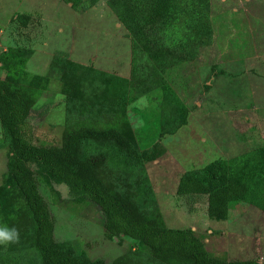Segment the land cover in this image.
Segmentation results:
<instances>
[{
    "label": "rangeland",
    "instance_id": "rangeland-1",
    "mask_svg": "<svg viewBox=\"0 0 264 264\" xmlns=\"http://www.w3.org/2000/svg\"><path fill=\"white\" fill-rule=\"evenodd\" d=\"M0 77L28 111L31 143L60 146L81 127L118 129L144 157L107 140L86 139L77 151L110 193L161 227L190 228L211 256L264 264V0H0ZM11 160L0 122V225L20 231L19 243L0 245V264H45ZM215 161L217 177L247 185L225 219L209 216L208 195L176 194L182 174L208 181ZM32 172L62 251L179 264L108 235L96 204Z\"/></svg>",
    "mask_w": 264,
    "mask_h": 264
},
{
    "label": "trees",
    "instance_id": "trees-1",
    "mask_svg": "<svg viewBox=\"0 0 264 264\" xmlns=\"http://www.w3.org/2000/svg\"><path fill=\"white\" fill-rule=\"evenodd\" d=\"M157 54L158 50L152 55L156 57ZM112 104L117 103L113 101ZM27 112L15 87L0 77V122L10 138L12 152L9 171L35 221V246L45 264L109 263L102 258L82 260L57 246L54 220L38 190L32 166L51 180L64 183L75 201L89 200L96 204L104 216L108 235L116 237L124 234L139 240L159 259L175 260L179 264H261L258 260L227 261L211 256L203 241L190 228L161 227L155 219L139 217L130 203L110 193L92 174L93 159H82L77 151L86 139L107 140L116 143L132 157H144L145 153H139L130 139L118 129L81 127L70 132L62 145L42 147L31 143L23 133L22 125ZM218 163L215 161L208 165L211 174L208 181L192 173L182 174L176 194L208 195L209 216L225 219L229 202L242 199L247 185L233 178L217 177Z\"/></svg>",
    "mask_w": 264,
    "mask_h": 264
},
{
    "label": "clouds",
    "instance_id": "clouds-1",
    "mask_svg": "<svg viewBox=\"0 0 264 264\" xmlns=\"http://www.w3.org/2000/svg\"><path fill=\"white\" fill-rule=\"evenodd\" d=\"M20 241V231L15 226L0 225V245L16 244Z\"/></svg>",
    "mask_w": 264,
    "mask_h": 264
}]
</instances>
